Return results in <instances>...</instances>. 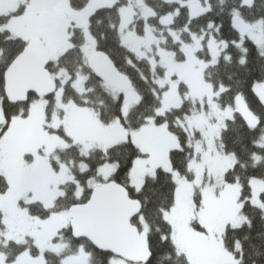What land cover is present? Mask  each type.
Masks as SVG:
<instances>
[{"label": "snow or ice", "instance_id": "snow-or-ice-1", "mask_svg": "<svg viewBox=\"0 0 264 264\" xmlns=\"http://www.w3.org/2000/svg\"><path fill=\"white\" fill-rule=\"evenodd\" d=\"M0 264H264V0H0Z\"/></svg>", "mask_w": 264, "mask_h": 264}]
</instances>
